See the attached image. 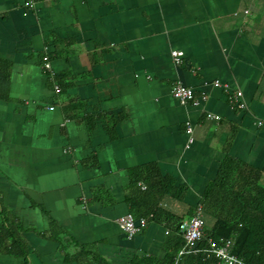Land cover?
<instances>
[{
  "label": "crops",
  "instance_id": "crops-1",
  "mask_svg": "<svg viewBox=\"0 0 264 264\" xmlns=\"http://www.w3.org/2000/svg\"><path fill=\"white\" fill-rule=\"evenodd\" d=\"M25 1L0 0V59L11 64L0 230L16 226L27 253L4 244L0 264L161 263L172 250L163 223L149 219L132 238L118 224L130 212L131 170L157 163L187 184L183 200L161 201L186 218L227 152L264 169V0ZM57 76L71 82L62 92ZM177 80L204 97L199 105L173 95Z\"/></svg>",
  "mask_w": 264,
  "mask_h": 264
},
{
  "label": "trees",
  "instance_id": "trees-1",
  "mask_svg": "<svg viewBox=\"0 0 264 264\" xmlns=\"http://www.w3.org/2000/svg\"><path fill=\"white\" fill-rule=\"evenodd\" d=\"M10 77L11 64L0 59V98L10 99ZM56 79L61 92L71 84L67 76H57ZM263 173L264 169L253 167L227 152L217 176L208 184L201 200L204 212L214 217V224L205 226L199 243L201 250L179 259L177 251L183 247L184 239L178 233V227L185 216L162 207L161 201L166 195L183 200L188 185L177 184L175 177L162 174L157 163H149L131 170L127 202L137 219L146 217L163 223L168 229V243L172 250L167 251L166 258L159 264H218L219 257L204 249L228 238L235 239L233 253L249 264H264V185L260 180ZM140 182L146 188L143 189ZM1 226L0 249L10 242L6 248L8 252L26 255V244L18 233L19 229L12 223ZM145 260L133 264H151Z\"/></svg>",
  "mask_w": 264,
  "mask_h": 264
},
{
  "label": "built area",
  "instance_id": "built-area-1",
  "mask_svg": "<svg viewBox=\"0 0 264 264\" xmlns=\"http://www.w3.org/2000/svg\"><path fill=\"white\" fill-rule=\"evenodd\" d=\"M37 0H26L25 5L32 7L36 4ZM182 51L173 50L172 57L175 62H180ZM43 66L51 74L54 75V70L51 65L50 56L46 53L43 56ZM216 86H224L228 94H235L236 98L239 99L242 96L240 90L233 92L228 84L222 83L220 80L216 79L214 81ZM55 88L59 91L60 85L58 82L55 83ZM173 95L182 104H194L199 105L202 98L197 96L196 90L192 86L186 85L183 81L177 80L172 87ZM239 108L246 106L244 101H238ZM208 118H220L219 115L213 112H207ZM187 133L188 142L187 146L190 147L194 141V127L191 122L187 123ZM118 224L127 233L129 238L134 237L138 232L145 228L149 224V219L146 217H141L137 219L131 212H128L118 218ZM205 219H204V209L203 205H199L193 215L186 217L180 223L178 227V233L182 235L184 239L183 247L178 251L177 259L185 254L195 253L200 249L199 243L204 236ZM211 241V239H210ZM235 244L234 238L224 239L221 244H213L211 247L204 249L206 252L215 253L219 257L218 264H249L244 258L233 253V247Z\"/></svg>",
  "mask_w": 264,
  "mask_h": 264
},
{
  "label": "rangeland",
  "instance_id": "rangeland-1",
  "mask_svg": "<svg viewBox=\"0 0 264 264\" xmlns=\"http://www.w3.org/2000/svg\"><path fill=\"white\" fill-rule=\"evenodd\" d=\"M212 223V222H211Z\"/></svg>",
  "mask_w": 264,
  "mask_h": 264
}]
</instances>
